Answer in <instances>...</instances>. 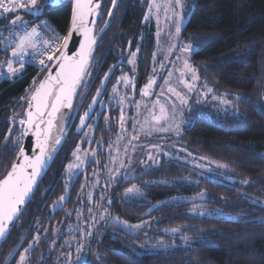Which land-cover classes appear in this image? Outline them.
Instances as JSON below:
<instances>
[{"label": "trees", "instance_id": "trees-1", "mask_svg": "<svg viewBox=\"0 0 264 264\" xmlns=\"http://www.w3.org/2000/svg\"><path fill=\"white\" fill-rule=\"evenodd\" d=\"M38 3L42 9L38 18L43 17L66 32L71 0H60L59 6H54L51 0L47 4L46 0H38ZM145 11L144 0H119L114 9L113 0L103 1L96 31L105 29L94 47L90 75L85 76L77 89L78 95L73 99L64 126L65 129L82 99L87 103L103 71L117 59H123L126 65L119 66L109 79L97 123L92 129L96 139H92L88 151L99 152L89 155L84 168L77 173L90 178L89 197H77L72 190L62 205L55 208L42 205L62 195L61 189H47L41 196V184L50 182L45 178L68 175L65 167L73 152L86 149L85 143L75 139L77 135L70 134L0 245V264H5L7 253L22 235L26 236L21 251L30 240L37 241L42 248H46V244L54 248L62 246L66 264L79 245L84 244L91 252V264H264V206L260 203L264 201V0H190L184 9L180 31L182 37L196 46L191 57L202 66L208 84L228 100L194 114L179 135L184 148L224 161L232 168L237 177L233 182H201L209 192L223 196V203L214 199L208 201L224 206L228 216L204 214L191 202H161L169 196L200 189L183 179L188 165L172 158H163L144 173L121 180L117 185L114 180L112 209L107 208V216L100 221L95 215L101 197L94 199V186L100 183L99 177L107 175L108 147L118 134L120 109L109 99L111 91L121 73H126L129 80L134 78L138 86L136 97L153 77L155 26L152 22H143ZM17 15L29 26L38 19L24 9L3 14L0 33L19 27L10 23ZM131 35L134 41L126 55ZM2 45L0 36V54ZM131 53H136L132 70L127 63ZM39 71V66H27L21 78L0 81V179L18 154L19 121L24 118L33 78H40ZM125 92L130 94L128 85L123 88ZM94 177H98L95 178L97 183ZM143 181L147 186L144 196L122 197L126 187ZM211 206L214 205L211 203ZM114 213H121L132 221L146 219L157 230L182 226L187 239H177L176 246L172 247L167 244L169 237L164 235L156 243L147 242L142 238L143 233L128 234L103 222L108 220L109 223Z\"/></svg>", "mask_w": 264, "mask_h": 264}, {"label": "rangeland", "instance_id": "rangeland-1", "mask_svg": "<svg viewBox=\"0 0 264 264\" xmlns=\"http://www.w3.org/2000/svg\"><path fill=\"white\" fill-rule=\"evenodd\" d=\"M144 1L146 2V11L143 22H152L155 26V50L152 66L155 84L149 90L152 93L149 96L141 95L143 87L140 90V95L136 97L135 94L133 97L131 92L129 95L126 92L123 93V88L126 85L120 78L124 76L129 80L128 75L121 73L117 78L116 92H113L112 89V96L109 99L119 105L118 134L112 139L108 147L109 156H107V159L109 164L107 165V171L105 169L106 176H113L117 185L121 180H127L144 173L157 165L163 158L180 160L185 162L189 168L183 179L186 182L198 185L200 189L196 192L172 195L161 202L169 204L191 202L193 207L204 214L228 216L224 206L208 201L214 199L223 203V196L209 192L201 182L204 180L233 182L237 177L233 174L232 168L224 161L203 156L184 148L179 139L181 131L194 114L204 110V108L215 107L225 104L224 101H228L223 93L214 92L202 72V66L192 59L191 56L196 46L190 40L182 37L180 33H176L177 24H180V28L183 26L184 9L190 0H182L183 8L175 9V13L178 14H174L172 10L166 11L167 0H155V4L159 7L154 6L151 10L149 6L153 4L154 0ZM54 3L56 4L55 0ZM181 17H183L182 20ZM31 28L28 29L31 30ZM189 44L195 47L191 52H185L184 46ZM135 59L136 55L134 57L130 55L127 63L129 60L135 61ZM185 61H188L195 69L198 79L193 80L192 73L185 72L183 67ZM133 64L134 62L129 64L130 70L134 68ZM166 80L169 82L168 84L165 83ZM186 84L192 85L191 90L186 87ZM169 86L175 89V93L180 95L177 96L175 93L169 92L167 90ZM209 89H211L210 92ZM180 97H183L186 103H182ZM121 99H123V104L119 103ZM100 107H102V103ZM161 107L164 108L163 114L161 113ZM122 113L124 117L123 126L120 120ZM161 116L163 118L159 121L155 119V117ZM95 125L96 119L93 118L84 131L85 135L78 142L85 143V151L76 150L71 155L66 166L69 176H75L84 168L89 155L96 153L93 150H91L93 153L88 151L93 136L92 129ZM161 128H166L167 131H162ZM19 140L21 145V134ZM149 155L153 159H149ZM95 182L97 183V179ZM141 183L130 184L122 191V197L144 196L147 186L146 182ZM129 189H132V191H129ZM211 203L214 206H211ZM260 203L264 206V201H260ZM56 205L60 204L56 203ZM107 214V207L103 205L101 198L95 215L100 221ZM109 223L128 234L143 233L142 238L147 242L153 241L156 243L161 239V235L168 236L169 241L167 244L169 247L176 246L177 239L185 240L186 238L182 226L157 230L146 219L132 221L125 218L121 213H114L109 217ZM137 225L139 227H136ZM21 254H23V250L20 252Z\"/></svg>", "mask_w": 264, "mask_h": 264}, {"label": "snow or ice", "instance_id": "snow-or-ice-1", "mask_svg": "<svg viewBox=\"0 0 264 264\" xmlns=\"http://www.w3.org/2000/svg\"><path fill=\"white\" fill-rule=\"evenodd\" d=\"M47 3L48 0H46ZM59 3L60 0H56L54 6H59ZM115 4L116 0H113V5L115 6ZM154 6L159 7V5L155 4V0L149 6L150 10ZM98 8V0H73L72 24L66 35L59 33L46 20L41 21V25L32 27L31 30L27 28L28 22L23 21L19 15L10 21L13 27H22L24 32L23 35L18 37L15 46L12 48L11 57L6 61V70L4 64H0V77L19 79L23 76L30 62H34L39 66L38 76L40 78H33L32 94L27 102L26 119L19 121L21 125L26 126L21 133L22 137L27 135L28 132H32L35 136L38 154L30 157L25 153L23 147H19L17 162L13 163L10 171L7 172L3 179H0V238L6 236L9 226L18 219L21 206L25 204L26 198L32 193L36 178L42 174L48 161L53 158L51 154L52 146L53 144H59L60 140L52 135V129L55 126L57 131H60L58 125L64 118L62 110L73 107V99L78 95L77 89L81 87L85 76L90 75L91 61L97 40L93 34V27H90V25L95 24V20H90L89 18L97 14L96 10ZM176 8H183L182 0H167L166 11L172 10L174 14H178L175 13ZM17 9H24L37 18L42 12L38 0H0V18H3V14L15 12ZM111 14L109 12V15ZM40 26H43L47 32L51 33V38L38 31ZM180 30V24H177L176 33L179 34ZM77 33L83 39L79 43L78 50L74 54L69 55L67 51L69 43L72 41L74 34ZM194 47L191 44L186 45L184 46V51L191 52ZM131 55L134 57L136 54L131 53ZM133 62V60L128 61L129 64ZM183 67L185 72L192 73L193 80L198 79L195 69L188 61L184 62ZM111 71L112 69L110 68L109 72L105 73L102 84L109 79ZM153 71L155 72V70ZM120 79L123 80L126 86L131 84L127 77L122 76ZM165 83L168 84L169 82L166 80ZM154 84V77H150L141 95L149 96L152 94L149 90L153 88ZM186 87L191 90L192 85L186 84ZM167 90L175 93V89L170 86ZM208 91L210 92L211 89ZM113 92H116L115 86L113 87ZM100 94L101 89L98 88L97 96ZM175 94L177 96L180 95L179 93ZM180 99L182 103H186L183 97H180ZM96 102V97H93V104ZM119 103L123 104V99ZM224 103H227V101H224ZM88 107L91 109L93 105L89 104ZM163 112L164 108L161 107V113L163 114ZM86 118H89L88 111H85L79 117L81 128L86 126ZM162 118V116L155 117L158 121ZM120 120L123 126V113ZM160 130L167 131L166 128H161ZM177 134L179 133L177 132ZM19 143L20 140L17 139L16 144L18 145ZM6 146L7 144H5ZM149 159H153V157L149 155ZM244 183H247V181H244ZM129 191H132V189H129ZM64 199L65 197H60V201ZM55 207L56 205L54 204L53 208ZM136 227H139V225ZM76 251L78 253L77 264H87L86 254L82 252V245ZM24 258L21 255V262Z\"/></svg>", "mask_w": 264, "mask_h": 264}, {"label": "flooded vegetation", "instance_id": "flooded-vegetation-1", "mask_svg": "<svg viewBox=\"0 0 264 264\" xmlns=\"http://www.w3.org/2000/svg\"><path fill=\"white\" fill-rule=\"evenodd\" d=\"M107 69H105L102 73V75L100 76L98 83L95 87V89L93 90L91 97L89 98V100L87 101V103L85 104L86 100L82 99L79 107H78V111L75 115L73 124L69 130L68 135L70 134H75L77 135L75 137V139L77 141H80L83 138V135H85V129L86 127L91 123L92 119L95 118L96 119V123H97V113L100 109V104L102 103L103 105V99L105 96V90L103 93L102 98L100 99V101L98 102L93 115L91 116V118L89 119V121L87 122L86 126L83 127L80 132L78 131V129L76 128V125L78 124V122L80 121L79 117L82 116L85 113V110L93 96V94L96 91V88L100 82V79L102 78V76L104 75L105 71ZM132 78L130 79V81L132 82ZM135 82V81H134ZM136 83V82H135ZM130 85H128L129 91H130ZM138 91V86L136 83V93ZM93 133V131H92ZM92 139H96V134L94 136V134H92ZM99 151L96 150V153H98ZM66 168V167H65ZM67 171V168H66ZM82 170H80L78 173H80ZM44 177V176H43ZM98 178V177H94L93 179ZM43 179V178H42ZM41 179V181H42ZM45 179H49L50 182L49 183H43L41 184V189H42V193L41 196L44 195V193L46 192V190L48 189H58L62 191V195L63 197L69 195L72 190H74V194L77 197H81L84 199H87L90 195V186H89V180L90 178L84 176V175H78L76 174L75 176H57V177H47ZM96 180V179H95ZM98 180L100 181V183L98 185L94 186V199L97 200L98 198H102L105 199V201L103 202V204L106 205L107 208H109L110 210L112 209V201L114 198V179L113 176H106L104 177H99ZM40 181V182H41ZM39 182V184H40ZM106 182V183H105ZM39 184L37 185L36 189L38 188ZM35 189V190H36ZM98 191V192H97ZM34 194V193H33ZM33 196V195H32ZM60 196V197H61ZM60 197L58 199H56L54 202L52 203H48L47 201L42 202V205H50V208H53V205L59 201L58 204L62 205L63 203H65V199L63 201H60ZM103 222L111 225L110 223H108V220H104ZM104 223V224H105ZM24 236V235H22ZM21 238V237H20ZM112 239V238H111ZM25 240V239H24ZM108 240V239H107ZM112 241V240H110ZM24 243V242H23ZM36 243H38L36 241ZM36 243H34V241L30 240L29 241V245L23 249V255L25 258L24 260L21 262V248L23 246H21V248L19 249V251L17 252V254L13 257V259L11 260V262L13 261V264H66V253L65 251L62 249V246H58L57 248H54L53 246L50 247L49 245L46 244V248H42L40 245H37ZM79 247H81V245H79ZM27 249V251H25ZM13 250V248L9 251V253H7V256L5 258V264H6V259L9 256V254L11 253V251ZM82 252L83 254H86V261L87 264H91V260H92V256L90 255V251L88 250V246L86 244L82 245ZM77 251L74 252L71 257L68 259L69 262L67 264H77ZM10 262V263H11ZM9 263V264H10Z\"/></svg>", "mask_w": 264, "mask_h": 264}, {"label": "water", "instance_id": "water-1", "mask_svg": "<svg viewBox=\"0 0 264 264\" xmlns=\"http://www.w3.org/2000/svg\"><path fill=\"white\" fill-rule=\"evenodd\" d=\"M103 1H104V0H98L99 8L96 10L97 14L94 15L93 17H90V18H89L90 20H93V19L95 20V24H94V25H90V27H93V34L95 35L97 41L99 40L101 34L103 33V30L105 29V28H102V29H100L98 32L96 31V29H97V23H98V19H99V15H100V10H101V7H102V4H103ZM118 1H119V0H116V4H115V6L117 5ZM71 2H72V8H73V0H71ZM115 6L113 5V9H114ZM71 24H72V10H71L70 23H69L68 29H67V31H66V34H67V32L69 31V29L71 28ZM107 24H108V23H106L105 26H107ZM66 34H65V35H66ZM82 39H83V37H82L80 34H78V33H77V34H74L73 39H72V41L69 43V47H68V50H67L69 55L74 54V53L78 50V48H79V43H80V41H81ZM133 41H134V35H131L130 38H129V40H128V42H127V45H126V51H125L126 55H128V54L130 53L131 48H132ZM125 65H126V63H125V61H124L123 59H117L115 62H113V63L107 68V70L105 71V73H108L110 68L112 69V71H111V73H110V76H109V79H110L111 76H112V74L116 71V69H117L119 66H125ZM113 66H115V67H113ZM105 73H104V75L102 76V78L100 79V82H99V84H98V86H97V88H96V91H95V93L93 94V96H92V98H91V100H90V102H89V104H92L93 107H92L91 109H89V107H88L89 104H88V106H87V108H86V110H85V111H88V112H89V118H86V124H87V122L89 121V119L91 118V116L93 115L94 110H95V108H96L98 102H99L100 99L102 98L103 93H104V90H105V88H106V86H107V83H108V81H109V79H108L107 81H105V82L102 84V80H104ZM98 88L101 89V94H100L99 96H97V89H98ZM130 92H131V95L134 97L135 94H136V83L134 82V78H132V82H131V85H130ZM31 94H32V93H31ZM30 96H31V95H30ZM93 97H96V100H97V102L94 103V104H93ZM29 98H30V97H29ZM28 100H29V99H28ZM27 110H28V103H27V106H26V109H25L24 119H26V111H27ZM70 110H71V109H70ZM77 111H78V109H77V110L73 113V115L71 116L70 121H69L67 127L64 129V126H65V125L63 126V129H62V132H61V137H60V143L57 144V146H56L54 152L52 153V157H53V158H52L51 160L48 161V164H47V166L44 168V170L42 171V174L39 175V176L36 178V183L33 185V191H32V193H30L29 197L26 198V202H25V204L21 206V212H22V210L24 209V207L27 205L28 201L31 199L33 193L35 192V189H36L37 185L39 184V182L41 181V179L43 178V176L46 174V172L48 171V169H49V167H50V165H51V163H52V161H53L55 155L57 154L58 150L60 149V147H61L63 141L67 138L68 133H69V130H70L72 124H73V121H74V118H75V115H76ZM68 117H69V115H68ZM68 117H67V120H68ZM67 120H66V122H67ZM65 124H66V123H65ZM21 126H22V131H23V129H24L26 126H24V125H21ZM76 128L78 129L79 132H80V130L82 129V128L80 127V121H79L78 124L76 125ZM11 129H12V127L10 126V127L8 128L7 132H6V137H7V138H9V136H10ZM35 139H36V138H35V136L32 134V132H28L27 135H24V136L22 137V140H21V145H20V147H23L24 150H25V153H26L27 155H29L30 157L38 154V149L36 148V145H35ZM18 155H19V153L17 154V156H16V158L14 159L13 163L17 162ZM13 163H12V164H13ZM10 169H11V166H10V168H9L8 171H10ZM8 171H7V172H8ZM6 174H7V173H6ZM6 174H5V175H6ZM21 212H20V214H21ZM20 214H19V215H20ZM18 217H19V216H18ZM16 220H17V219H16ZM16 220L14 221L13 224H11V225L9 226L8 233H9V231L11 230V228L13 227V225L15 224ZM8 233L6 234V236L8 235ZM6 236H5L4 238H0V245H1L2 242L5 240ZM25 236H26V235L22 236L21 239L18 241V243L15 245V247L13 248V250L11 251V253L9 254V256H8L7 259H6V264H9V263L11 262V260L13 259V257L17 254V252L19 251V249L21 248V246H22V244H23V242H24Z\"/></svg>", "mask_w": 264, "mask_h": 264}, {"label": "built area", "instance_id": "built-area-1", "mask_svg": "<svg viewBox=\"0 0 264 264\" xmlns=\"http://www.w3.org/2000/svg\"><path fill=\"white\" fill-rule=\"evenodd\" d=\"M43 20H46V19L43 17L38 18L30 26H27V28L37 27L38 25H41V21H43ZM46 21H48V20H46ZM48 22L56 28V26L52 22H50V21H48ZM56 30L63 35L66 34V32H62L57 28H56ZM20 31L24 32V29L20 28ZM38 31L41 32L43 35L51 38V33L47 32L43 26L38 27ZM0 36L3 39L2 52L0 54V64H4L5 70H6V61L10 58L9 54H10V51L13 47V35L11 32H6V33H0ZM28 66H38V64H36L34 62H30L28 64ZM10 78L11 77H8V78L0 77V81L1 80L6 81V80H9Z\"/></svg>", "mask_w": 264, "mask_h": 264}, {"label": "bare ground", "instance_id": "bare-ground-1", "mask_svg": "<svg viewBox=\"0 0 264 264\" xmlns=\"http://www.w3.org/2000/svg\"><path fill=\"white\" fill-rule=\"evenodd\" d=\"M62 111L64 112V118L60 121V124L58 125L60 131H57V127H55V126H54L53 129H52V135H53L54 137L59 138V140H60V137H61V131H62V129H63V126H64L65 123H66V120H67V117H68V115H69L70 109H63ZM56 146H57V144H53V146H52V150H51V154L54 152Z\"/></svg>", "mask_w": 264, "mask_h": 264}, {"label": "crops", "instance_id": "crops-1", "mask_svg": "<svg viewBox=\"0 0 264 264\" xmlns=\"http://www.w3.org/2000/svg\"><path fill=\"white\" fill-rule=\"evenodd\" d=\"M53 3H54V0H51ZM56 1V0H55ZM29 26V25H28ZM20 28H22V27H18L17 29H13L12 31H11V33H12V35H13V47L15 46V43L17 42V40H18V37L20 36V35H23V32H21L20 31ZM29 28H31V27H29ZM28 30H30V29H28ZM11 51H12V49H11ZM11 51H10V54H9V56L11 57Z\"/></svg>", "mask_w": 264, "mask_h": 264}]
</instances>
